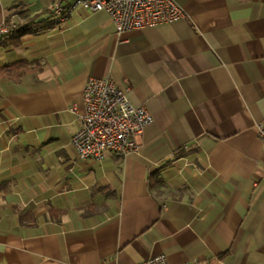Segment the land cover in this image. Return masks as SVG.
Here are the masks:
<instances>
[{
	"label": "crops",
	"instance_id": "obj_1",
	"mask_svg": "<svg viewBox=\"0 0 264 264\" xmlns=\"http://www.w3.org/2000/svg\"><path fill=\"white\" fill-rule=\"evenodd\" d=\"M52 1L0 0V30H28L0 49L26 64L0 71V264H264V0H175L121 35ZM89 78L152 117L99 163L71 143Z\"/></svg>",
	"mask_w": 264,
	"mask_h": 264
},
{
	"label": "built area",
	"instance_id": "obj_2",
	"mask_svg": "<svg viewBox=\"0 0 264 264\" xmlns=\"http://www.w3.org/2000/svg\"><path fill=\"white\" fill-rule=\"evenodd\" d=\"M75 8L104 12L112 21L115 32L139 31L184 16L175 0H53L50 13L65 21ZM9 30L2 28L0 34ZM128 89L119 90L104 79L89 78L82 92L83 113L77 116L78 131L71 143L80 161L99 163L108 153L124 156L136 147L152 117L143 106L134 107L127 99ZM70 111L76 113V107ZM264 144V127L256 126ZM138 264H168L164 255L154 256ZM189 264H196L195 262Z\"/></svg>",
	"mask_w": 264,
	"mask_h": 264
},
{
	"label": "trees",
	"instance_id": "obj_3",
	"mask_svg": "<svg viewBox=\"0 0 264 264\" xmlns=\"http://www.w3.org/2000/svg\"><path fill=\"white\" fill-rule=\"evenodd\" d=\"M55 20L58 21L57 18ZM27 31L28 30L19 29V28L11 29L7 35L0 38V49L17 47L19 45L20 37L22 36V34H24ZM11 67H16L17 69H23L26 67V64L24 62H18V63L12 64L11 66L0 67V71L4 68L7 69Z\"/></svg>",
	"mask_w": 264,
	"mask_h": 264
}]
</instances>
